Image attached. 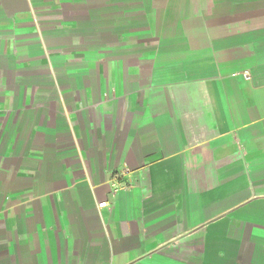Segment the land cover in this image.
<instances>
[{
  "label": "crops",
  "instance_id": "crops-1",
  "mask_svg": "<svg viewBox=\"0 0 264 264\" xmlns=\"http://www.w3.org/2000/svg\"><path fill=\"white\" fill-rule=\"evenodd\" d=\"M0 264H264V0H0Z\"/></svg>",
  "mask_w": 264,
  "mask_h": 264
},
{
  "label": "built area",
  "instance_id": "built-area-1",
  "mask_svg": "<svg viewBox=\"0 0 264 264\" xmlns=\"http://www.w3.org/2000/svg\"><path fill=\"white\" fill-rule=\"evenodd\" d=\"M247 78L249 79L250 77H247ZM123 173H124V175H129L130 174V170L129 169H125L123 171ZM106 204H107V202H102V203L99 204V207H104Z\"/></svg>",
  "mask_w": 264,
  "mask_h": 264
}]
</instances>
